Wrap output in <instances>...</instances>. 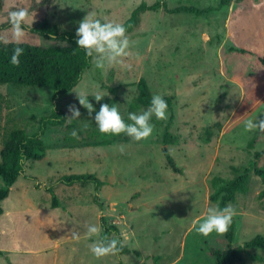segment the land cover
<instances>
[{"label":"rangeland","instance_id":"obj_1","mask_svg":"<svg viewBox=\"0 0 264 264\" xmlns=\"http://www.w3.org/2000/svg\"><path fill=\"white\" fill-rule=\"evenodd\" d=\"M157 2L164 7L142 13L126 33L130 54L123 63L103 71L92 66L71 93L55 99L50 89L0 85V158L10 131L33 136L56 108L68 118L70 105L81 112L78 120L47 128L42 137L47 156L26 164L2 203L0 264H216L212 251L227 250L226 237L204 236L196 228L209 207H221L212 202L220 183L245 173L247 193L229 204L236 212L233 246L264 237V183L255 173L264 168V154L257 157L264 151V132L246 128L249 120L264 119V68L228 51L234 43L264 52V0H0V40L17 43L8 31V15L19 8L33 13L19 44L46 47L64 44L32 31L45 21L59 34L76 32L88 12L125 24L141 4ZM192 7L214 10L200 17L169 12ZM141 80L148 82L152 96L173 99L167 118H153L154 132L146 140L121 134L112 145L89 146L114 136L98 131L95 114L89 116L74 91L84 92L97 110L117 98L125 119ZM96 93L105 97L100 103L93 98ZM166 132L171 143L165 142ZM85 174L106 185L97 192L94 184L59 182L66 175ZM51 191L59 201L56 208ZM102 217L120 228L130 253L97 258L90 251L86 225L102 229ZM244 252L246 264H264V250Z\"/></svg>","mask_w":264,"mask_h":264},{"label":"trees","instance_id":"obj_2","mask_svg":"<svg viewBox=\"0 0 264 264\" xmlns=\"http://www.w3.org/2000/svg\"><path fill=\"white\" fill-rule=\"evenodd\" d=\"M243 0H238L242 2ZM261 2L262 0H256ZM222 4H227L226 1H222ZM164 7V3L157 2L153 5L141 4L133 13L132 17L123 25H125L127 32L131 31L140 22V15L145 11H158ZM214 9L208 8L201 10L195 7L176 9L169 11L174 14L186 12L193 14L194 16H204L210 13ZM33 32L39 33L43 36L51 37L54 34L57 40L64 45L54 46H33L30 44H19L24 48V54L20 58L19 65H12L10 63V55L12 49L17 46V43L5 44L0 40V85H14L28 88H46L54 91L55 99L59 96L71 93L83 80L84 75L93 66L91 58L86 56L83 50H77L76 44V32H63L59 34L57 29L51 28L50 24L45 21L41 29H32ZM228 51L232 54L239 55L241 57L252 58L256 64L264 68V52L260 50H251L244 47H239L234 43H230ZM139 96L135 100V104L130 107V112H138L139 109L147 107L150 104L152 98L149 84L146 80H141L138 83ZM167 101L168 108H172L173 99L164 98ZM117 98L113 100L115 104ZM68 115L65 111H55L42 119L41 127L38 134L33 136L28 135L25 130L14 129L10 131L6 140L4 141V147L1 151L0 158V177L3 181V185L0 188V217L4 211L2 203L10 197L12 188L15 186L19 178L25 173L26 164L30 161H40L47 156V148L42 140L48 127L64 126L68 122ZM174 116L171 117L173 121ZM127 120V118H125ZM209 134L207 140L210 141L212 133L206 131ZM170 133L166 132L165 142L171 143L173 138L170 139ZM119 137H113V140L107 139L104 141L93 142L89 146H109L118 141ZM257 138H254L249 147L254 148ZM263 152L257 153V157H261ZM169 160L173 164V160L169 157ZM174 166V164H173ZM178 171V169H176ZM179 172V171H178ZM255 173L260 177L264 183V168H256ZM246 173L242 177H238L228 184H221L218 186L215 195L212 197V202L220 203L221 208L229 204L236 203L239 194L247 193ZM62 185L66 186H89L94 184L96 191L100 190L106 185L105 182L99 180L95 175H66L63 176L60 181ZM218 183V181H217ZM219 184V183H218ZM53 193L54 207L59 206L57 196ZM264 200V191L261 194ZM96 202L99 203L98 197ZM102 221V235H107L109 238L119 239L122 241L121 250L118 252L120 255L130 253L128 245L123 244V236L121 230L117 225H109L104 217ZM228 241V249H215L212 251L213 258L216 264H246L245 250H264V237L258 236L252 241L244 244L243 246L234 247L235 241V225L232 223L230 230L224 234ZM137 253V252H136Z\"/></svg>","mask_w":264,"mask_h":264},{"label":"clouds","instance_id":"obj_3","mask_svg":"<svg viewBox=\"0 0 264 264\" xmlns=\"http://www.w3.org/2000/svg\"><path fill=\"white\" fill-rule=\"evenodd\" d=\"M32 15V11L25 8L13 10L8 15V31L12 33L13 39L17 42V46L12 49L10 55L12 65H19L20 58L24 54V48L19 46V42L27 30L26 21ZM95 17V12H88L85 18L79 22L76 30V44L77 50H83L86 56L91 58L94 69L103 71L106 67L123 63L122 58L130 54V40L126 34L127 29L122 23L102 21ZM51 41L60 43L54 34L51 35ZM74 93L77 95L79 105L88 110L89 116L95 114L94 123L98 131L104 135L120 136L123 134L134 141H143L151 137L154 132L153 118L156 120L167 118L168 104L159 94L152 96L147 109L129 112L127 120H125L116 104L102 103L97 110L84 92L74 91ZM93 98L97 103H100L105 97L96 93ZM69 112L71 115L67 120L80 119L81 112L76 105H70ZM246 128L249 131L259 129L264 132V119L249 120ZM71 135L75 137L78 132L74 129ZM235 214V209L231 205L222 208L209 207L206 218L198 224L196 230L204 236H209L212 233L225 234L230 230ZM101 231V227L95 223L86 225V234L92 240L90 251L97 258L119 252L122 241L101 235ZM73 236L79 238V232L74 230Z\"/></svg>","mask_w":264,"mask_h":264}]
</instances>
